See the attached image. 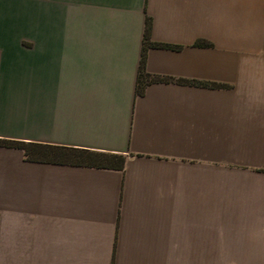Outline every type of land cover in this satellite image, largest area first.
Listing matches in <instances>:
<instances>
[{"label": "crops", "instance_id": "1", "mask_svg": "<svg viewBox=\"0 0 264 264\" xmlns=\"http://www.w3.org/2000/svg\"><path fill=\"white\" fill-rule=\"evenodd\" d=\"M0 139V264H264V0H0Z\"/></svg>", "mask_w": 264, "mask_h": 264}, {"label": "trees", "instance_id": "2", "mask_svg": "<svg viewBox=\"0 0 264 264\" xmlns=\"http://www.w3.org/2000/svg\"><path fill=\"white\" fill-rule=\"evenodd\" d=\"M149 30H150V24L149 21H147V27H146V34H145V46H144V53L146 52L147 47L149 46ZM199 45L204 46V48H210L213 47V45L204 40V42H199ZM145 67V60H142V66H141V71L144 70ZM204 86H209V87H216L218 86L217 84L214 83H209V82H204ZM139 87H141L139 85ZM140 88H138V92H139ZM0 146L1 147H8V148H19L22 150H27L28 145L23 143V142H19V141H13V140H6V139H0Z\"/></svg>", "mask_w": 264, "mask_h": 264}]
</instances>
